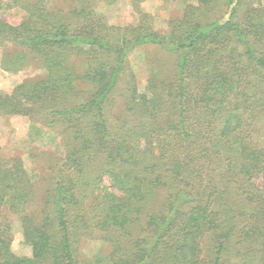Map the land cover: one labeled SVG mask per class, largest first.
I'll use <instances>...</instances> for the list:
<instances>
[{
    "label": "trees",
    "instance_id": "1",
    "mask_svg": "<svg viewBox=\"0 0 264 264\" xmlns=\"http://www.w3.org/2000/svg\"><path fill=\"white\" fill-rule=\"evenodd\" d=\"M39 5L16 26L0 16V43L36 53L47 72L1 97L0 114L31 116L66 152L38 177L20 161L0 163V264H93L77 246L97 234L110 245L102 264H224L230 250L244 264L264 261V186L255 180L264 141L254 137L264 0H198L165 36L130 27L117 35L86 11L77 27ZM147 44L178 55L175 76L145 93L128 85L123 105L136 118L115 124L108 106L129 52ZM83 48L85 74L69 64ZM6 207L21 215L31 257L12 252Z\"/></svg>",
    "mask_w": 264,
    "mask_h": 264
},
{
    "label": "rangeland",
    "instance_id": "2",
    "mask_svg": "<svg viewBox=\"0 0 264 264\" xmlns=\"http://www.w3.org/2000/svg\"><path fill=\"white\" fill-rule=\"evenodd\" d=\"M35 3L49 11L65 12L69 21L75 22L77 27L83 22L82 17L78 19L79 11H86L92 13V19L99 18L108 27L117 28V35L130 27L131 31L147 28L165 36L172 31L171 22L181 19L186 6L198 5V0H1L0 16L13 26L19 25L27 16V6ZM219 4L214 11L222 8ZM208 18L201 17V20L207 21ZM258 51L264 55V42L258 45ZM177 61L175 52L158 45H141L129 52L124 81L120 82L114 93V101L108 106L110 121L119 125L122 122L133 123L136 115L126 111L123 105L128 85L145 93L153 81L157 85L166 84L175 76ZM90 62L87 49L75 52L69 58V64L81 74L88 71ZM46 74L36 53L11 41L0 43V98L11 95L24 83L44 78ZM89 88L88 82L80 83V96H84ZM31 119L26 115L0 114V163L12 167L20 161L29 175L38 177L49 167H54L66 151L49 132L40 130L39 126L32 127ZM258 120V131L254 137L263 142L264 109L259 113ZM255 180L259 186H264V174L255 177ZM3 213L9 216L12 225V252L17 256L31 257L32 249L25 241L21 215L8 207L3 209ZM77 247L79 257L93 264H102L103 258L110 253V245L101 239V234L93 239H82ZM214 253H208L206 258H214ZM243 259L247 258H241L231 250L224 254V264H244ZM255 264H264V261L255 260Z\"/></svg>",
    "mask_w": 264,
    "mask_h": 264
}]
</instances>
